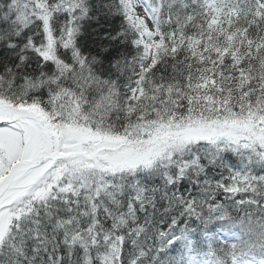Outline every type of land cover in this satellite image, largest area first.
I'll return each mask as SVG.
<instances>
[{
  "label": "snow or ice",
  "instance_id": "1",
  "mask_svg": "<svg viewBox=\"0 0 264 264\" xmlns=\"http://www.w3.org/2000/svg\"><path fill=\"white\" fill-rule=\"evenodd\" d=\"M0 264H264V0H0Z\"/></svg>",
  "mask_w": 264,
  "mask_h": 264
}]
</instances>
